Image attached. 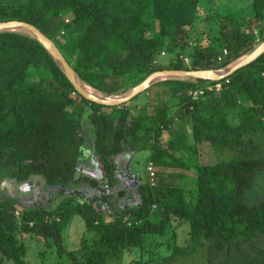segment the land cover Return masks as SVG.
<instances>
[{
	"label": "trees",
	"instance_id": "1",
	"mask_svg": "<svg viewBox=\"0 0 264 264\" xmlns=\"http://www.w3.org/2000/svg\"><path fill=\"white\" fill-rule=\"evenodd\" d=\"M199 4L200 0H0V23L16 21L37 28L68 64L75 59L70 67L83 85L107 97L120 96L156 72L224 69L264 42V0H252L251 19L238 9L216 20L219 56L210 44L193 52L189 66L181 60L155 65L160 53H187ZM62 12H71L73 18L63 24L67 40L60 44L49 30ZM216 85L220 91L197 102L188 95ZM163 86L167 90L158 95H170V100L160 114L173 108L171 119L180 115L191 127L190 156L182 163L195 173L193 183L190 188L138 185L137 207L104 212L99 202L105 204V195L93 189L97 181L80 179L92 186L89 196L82 193L84 188H69L77 182L78 159L86 143L79 123L82 112L88 111L92 154L109 188L116 183L114 156L127 139L150 132L157 145L164 127L150 126L148 117L134 114L129 104ZM241 96L249 107L237 108ZM231 115L235 124L229 122ZM248 134L264 139V53L217 82L161 81L125 104L106 106L79 95L37 40L0 32V168L16 183L38 179L65 196L54 210L43 205L33 211L19 210L9 198H0V264H24L22 236L49 240L62 252V232L70 215L80 216L90 232L73 264H108L123 253L146 252L148 237H163L184 222L189 224L186 245L173 247L161 264L177 263L198 249L205 250L204 264H264V197L250 206L244 199L264 172V157L206 164L200 155L207 148L234 151ZM74 198L81 203L73 204ZM46 217L58 222L45 224Z\"/></svg>",
	"mask_w": 264,
	"mask_h": 264
},
{
	"label": "rangeland",
	"instance_id": "2",
	"mask_svg": "<svg viewBox=\"0 0 264 264\" xmlns=\"http://www.w3.org/2000/svg\"><path fill=\"white\" fill-rule=\"evenodd\" d=\"M251 1L252 0H200L198 19L196 20L193 29H191L188 34L187 53L184 52L183 54H181V56H176L175 54L172 56H158L155 59L156 65H167L170 60L180 61V57L186 58L190 63L189 58H191V55H193V52L196 49H202L210 44L214 47L213 49L215 50V56H219L221 53V49H219L218 47L219 43L216 42V39L218 38V31L216 29L218 22H216V20L218 21L220 18L226 15L228 11L232 12L238 9H241L244 12V14L246 15H244L245 17L251 19L253 17L252 12H250L249 10ZM60 15L61 16L59 18L55 19V23H57L56 26L50 27L49 32L50 35L57 39L60 44H63L67 40V37L64 34L63 24L68 23L73 18V14L71 12H62ZM171 33L172 29L169 31V34ZM74 63L75 59H70L69 66L72 67ZM161 81L164 80H160L157 82ZM180 81L194 82L196 80L183 79ZM163 87L164 90H167L165 89V87L167 86ZM121 96L122 95H120V97ZM118 99L119 98H117V100ZM168 101L166 103V106L168 104ZM236 105L238 109L247 108L249 107L250 102L248 101V99L241 96L238 97ZM67 111L69 113L76 114L75 110H73L72 108H67ZM87 114V109H84L79 121L80 127L82 128L89 127ZM233 115H231L229 119V122L231 124H235V119L232 118ZM183 123L184 125L182 126V130H185V134L187 133V139L180 133V145L179 148H177V152L180 154L182 160L184 157L187 158L190 156L189 146L190 143L192 144L191 127L187 122ZM166 133V140L171 141L173 137L170 134V130H167ZM146 135V133L143 134L140 142L137 140L129 141L127 139L123 144V147L132 146L134 149H137L136 153L129 152V154H131L132 156V161H128L127 166L134 173V176L137 177V181L139 183L138 185H144L146 183V177L142 174V167L144 166L147 155L150 154V151L145 150V142L147 139ZM85 140L87 141L88 138H85ZM84 144L86 148L88 142H84ZM200 155L202 158V162L206 164L228 162L231 160H236L239 157L263 158L264 139L259 134H248L244 140L243 145L240 148L235 149L234 151L213 152L211 149L207 148L203 149L200 152ZM123 163L126 164V161L124 160ZM162 170L166 172L163 167ZM3 171L4 170L0 168V198H9L19 210L33 211L34 209H36V207L43 205L45 209L54 210L60 203V201H62V199L65 197L62 194L58 193V190H54V188H46L41 183V185L37 186V188L30 189L28 194L26 196H23V198L20 196V192L18 191L19 183L11 180ZM192 175H194V172L192 170H188L187 173L180 172L178 174H171L170 177H166L162 172H160V175H157L154 180L156 182L157 179L160 185H177L185 188H190L194 179ZM161 177L165 178V184H161L163 180ZM80 179L81 178L78 176L77 182L70 185L69 188L72 191H74L75 189L84 188L82 189V193L89 196L93 194V189H105V180L98 181L97 187L92 189L91 185L83 181L81 182ZM29 182H32L34 184L40 183V181L37 179L31 180ZM121 188H124L122 183L116 185L113 184L111 187L107 188L109 190L106 191V193L104 192L103 195H105V212L109 213L110 209L112 208H110L111 201L115 200L114 197L110 195V192ZM25 193H27V190H25ZM130 193L135 197L136 195L137 197H139V194H137L138 191L135 189V187L130 189ZM263 197L264 172L255 178L250 190H248L244 194V199L245 203L250 206L257 202H260ZM72 200L73 204L81 203V201L77 198H74ZM133 207H135V203L132 199L131 208ZM105 220L107 222L110 221L109 219ZM188 231L189 224L187 222L181 223L178 227L175 228L174 232L168 231V233L163 237H148L145 242L147 245L146 252L139 253L137 250H133L129 253H123L119 260H110L108 264H161V259L163 257L169 256V253L173 247H183L186 245L188 240ZM22 238L23 239L21 240V243L25 251L24 264H73V259H79L80 256L77 252L80 249L81 245H83L84 240L87 241L90 238V232L85 229V224L80 216L70 215L62 232V252L59 251L49 240L44 241L42 239H37L29 236H22ZM262 240L264 241V238ZM204 251V249H198V251L192 254L190 257L180 259V261L174 264H204ZM2 264L15 263L3 262Z\"/></svg>",
	"mask_w": 264,
	"mask_h": 264
},
{
	"label": "crops",
	"instance_id": "3",
	"mask_svg": "<svg viewBox=\"0 0 264 264\" xmlns=\"http://www.w3.org/2000/svg\"><path fill=\"white\" fill-rule=\"evenodd\" d=\"M162 77V78H160ZM165 77V78H164ZM174 77H171L169 75H161L155 77L156 81L165 80V79H173ZM132 83L136 81L135 78H132L130 80ZM139 85V84H138ZM164 89L163 87H155L152 88L150 92H146L144 95H139L136 98V101L134 100L129 104L130 109L133 108V112L136 115H144L148 117V123L150 126L155 127H164L162 129V134L157 138V145L154 143V136L153 133H146V142H145V150L150 151V154L147 155L146 160L144 162V166L142 167V174L143 176L148 177L146 173V166L151 163L153 165V171L155 173V177L157 175H160V172H162L166 177H170L171 174H178L180 172L187 173L188 170L184 165H182V159L180 157V154L177 152V148H179V139H180V133L183 137L187 139V133L185 134V130H182V126L184 125L183 122H187L186 118L183 119L180 117V115L176 116L173 120L171 119L173 117L174 109H169L166 113L160 114L162 111L166 109V103L168 99L170 100V96H159V90L161 91ZM137 102V103H136ZM136 103V104H133ZM133 105V106H132ZM179 117V118H178ZM170 119V120H169ZM167 125L160 124L161 122L168 121ZM183 121V122H182ZM163 122V123H164ZM130 124V122H127ZM84 135L88 140L87 147L85 148V144L82 145V149L80 152V158L78 159V171L76 173V179L78 176L80 178H88L93 179L94 181H100L102 180L101 176V170L97 163L96 158L93 157L92 154V147H91V133H90V127H84ZM170 130V134L173 137L170 140H166L167 133L166 131ZM145 134V133H144ZM143 137V133L139 135L137 141H141ZM145 137V138H146ZM191 146V143H190ZM189 146V148H190ZM137 149H134L132 146H127L122 148V152L116 156H114V165H115V179L116 184L122 183L124 188L115 190L113 192H110L111 196L114 197V201H111L112 204H110V207L114 208L115 210L123 211L124 209H131L132 207V199L135 203V207H137L140 204V197H136L131 195L130 189L135 187V189L138 191V181L137 177L134 176V173L131 171L130 168H128L127 162L132 161V156L130 153H136ZM120 158V159H119ZM126 161V164L123 163V161ZM162 167L166 170H162ZM157 174V175H156ZM192 174V173H191ZM195 174V173H194ZM193 177L195 175H192ZM162 178V177H161ZM161 184H165L166 181L165 178H162ZM100 183V182H99ZM156 185L160 184L158 180L156 179ZM134 184V185H133ZM132 185V186H131ZM103 187V186H102ZM127 187V189H126ZM105 186V189L98 188L99 193H106L109 189ZM138 194V193H137ZM125 200V201H124ZM127 200V202H126ZM127 203V204H126ZM99 205L104 210V203L99 202ZM133 207V208H135ZM105 212V211H104Z\"/></svg>",
	"mask_w": 264,
	"mask_h": 264
},
{
	"label": "water",
	"instance_id": "4",
	"mask_svg": "<svg viewBox=\"0 0 264 264\" xmlns=\"http://www.w3.org/2000/svg\"><path fill=\"white\" fill-rule=\"evenodd\" d=\"M16 27L28 29L35 34V35H33V34H25V35H28L31 38L37 40L44 47V49L47 51V53L53 59V61L58 66V68L61 70V72L64 74V76L70 81L73 88L78 92L79 95H81L85 99L90 100L94 103L106 105V106H118L121 104H125L130 99L136 97L138 94L143 92L145 89H147L151 85L155 84L157 82V81L154 82L155 77L161 76V75H169L171 77H175L174 80L192 79V80H204V81L217 82L219 80H222V79L229 77L230 75L234 74L236 71L244 68L245 66H247L248 64H250L251 62L256 60L260 55H262L264 53V42H263L258 47H256L251 53L239 58L238 60H236L235 62H233L231 65L227 66L224 69H221L218 71H179V70L173 71V70H171V71L156 72V73L149 75L139 85H137L136 87H134L132 90L128 91L126 94L122 95L121 97L120 96L119 97H117V96H109V97L103 96L101 93L94 90L95 92H97L101 96V99L95 100V99H91V98L87 97L86 95H84L82 93L80 87L78 85H76V83L73 81V79L71 77V73L73 71H72L71 67L69 66V64L65 61L62 54L59 52V50L54 45V43L50 39H48L46 36H44L37 28H35L31 25L25 24V23L11 21V22L0 23V32H15V31H8L5 29L16 28ZM236 62H238V63L236 65H234ZM232 65H234V67H232L230 69L229 67ZM220 71H223L224 74L221 76H218V77L209 76L210 73H217ZM76 78H77V76H76ZM165 80H173V79H165ZM78 81H79V79H78ZM87 88H89V87H87ZM89 89H91V88H89ZM117 98H119V99L117 100ZM41 183L42 182H40L39 184H34L32 182H29V181L25 182V183L18 186V191L23 192V190L26 188L27 192H29L30 189L37 188V186L41 185Z\"/></svg>",
	"mask_w": 264,
	"mask_h": 264
},
{
	"label": "built area",
	"instance_id": "5",
	"mask_svg": "<svg viewBox=\"0 0 264 264\" xmlns=\"http://www.w3.org/2000/svg\"><path fill=\"white\" fill-rule=\"evenodd\" d=\"M222 54H225V51L222 52ZM164 53H160V56H164ZM181 59V63L185 66L189 65V61L186 58H182ZM154 64L156 65V62L154 61ZM220 91V85H216V86H211V87H206L204 89H198L196 91L193 92H189L188 95L190 96V99L192 102H197L199 101V99H201L203 96H205L207 93H211V92H218ZM146 173L148 175L147 179H146V185L149 187H155L156 183H155V173L153 171V165L151 163H149L146 166ZM20 212L17 210L15 212V216H19ZM52 220L58 222V218H51L48 219L47 217L45 218L44 222L45 224H50L52 222ZM124 221H126V219H124ZM130 224H127V226H129Z\"/></svg>",
	"mask_w": 264,
	"mask_h": 264
},
{
	"label": "bare ground",
	"instance_id": "6",
	"mask_svg": "<svg viewBox=\"0 0 264 264\" xmlns=\"http://www.w3.org/2000/svg\"><path fill=\"white\" fill-rule=\"evenodd\" d=\"M5 30L15 31V32H19V33H22V34H33V35H35L32 31H30L28 29L21 28V27L8 28V29H5ZM236 64H237V62L234 65H236ZM234 65L230 66L229 68L234 67ZM223 74H224V72L220 71V72H217V73H210L209 76L218 77V76H221ZM71 77H72L73 81L76 83V85H78L80 87V89H81V91H82V93L84 95H86L87 97H89L91 99H95V100L101 99V96L97 92H95L92 89H89V88L85 87L82 83H80V81H78V79L76 78V75L73 72L71 73ZM160 78H162V77H160ZM154 80H156V79H154Z\"/></svg>",
	"mask_w": 264,
	"mask_h": 264
},
{
	"label": "flooded vegetation",
	"instance_id": "7",
	"mask_svg": "<svg viewBox=\"0 0 264 264\" xmlns=\"http://www.w3.org/2000/svg\"><path fill=\"white\" fill-rule=\"evenodd\" d=\"M23 184V183H22ZM19 185H21V184H19ZM25 190H27L26 188L23 190V192H20V196L21 197H23V196H26L27 194H28V192L27 193H25ZM24 198V197H23Z\"/></svg>",
	"mask_w": 264,
	"mask_h": 264
}]
</instances>
